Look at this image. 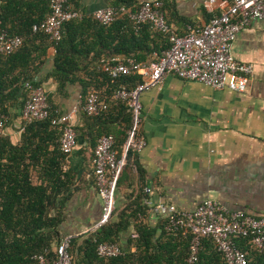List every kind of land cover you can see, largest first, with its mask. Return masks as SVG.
Returning <instances> with one entry per match:
<instances>
[{"label": "trees", "instance_id": "1", "mask_svg": "<svg viewBox=\"0 0 264 264\" xmlns=\"http://www.w3.org/2000/svg\"><path fill=\"white\" fill-rule=\"evenodd\" d=\"M154 1L162 3L165 15L166 10L172 8L170 0ZM144 2L112 0L110 7H124L136 12ZM69 5L81 10L83 16L65 23L60 41L53 43L44 32L34 31V26L49 17L51 0H0V30L23 40L17 51L0 54V112L8 117L10 106L24 108L29 96L25 84L42 85L35 76L52 47L55 50L54 67L48 77L56 81L58 91L62 93L68 84L79 81L83 85L84 99L94 92L108 104V109L97 116L84 112L85 128L74 127L77 143L84 137L94 156L99 139L112 135L118 156L123 157L128 132L133 126V114L128 103L115 100L114 95L122 88L135 89L142 78L135 72L111 78L100 68L101 61L122 56L156 62L171 48V36L187 34L191 25L179 34L166 19L170 31L163 33L150 23H136L127 15L102 25L81 7L80 0H70ZM48 105L50 118L25 125L18 144L12 142L7 131L0 136V264H39L37 256L41 255L51 263L57 259V249L63 239L60 226L64 209L76 180L73 172L66 169L70 156L61 150L64 126L52 124L53 118L62 113L51 93ZM135 155L132 151L126 153L121 178ZM145 199L147 195L140 194L131 205L132 210L120 215L118 221L113 216L110 223L89 236L71 238L73 264H189L191 237L182 232H167L165 218L160 234L147 226ZM131 224L135 226L137 237L129 240V248H123L121 256L104 258L98 255L97 248L101 243L120 245L122 235ZM234 241L246 254L248 264H264V253L256 249L251 237ZM132 246L135 251L131 250ZM193 264L227 262L214 240L204 239L198 260Z\"/></svg>", "mask_w": 264, "mask_h": 264}, {"label": "crops", "instance_id": "2", "mask_svg": "<svg viewBox=\"0 0 264 264\" xmlns=\"http://www.w3.org/2000/svg\"><path fill=\"white\" fill-rule=\"evenodd\" d=\"M80 1L88 14L109 7L112 2ZM170 2L172 8L166 10V19L179 34L190 25L201 29L231 3L216 0L215 6L208 7L207 0ZM232 54L238 61L253 66V74L243 93L214 90L170 75L159 88L141 95L140 131L146 146L136 153L120 177L116 221L132 210L131 205L142 193L147 195L145 202L143 200L148 208L145 223L158 234L162 233L164 220L153 210L158 204L193 212L210 199L229 212L264 217V20L253 21L238 34ZM54 55L51 47L35 80L53 95L59 112L73 113L75 128H85L83 85L78 81L68 84L62 93L58 91L56 81L48 77L54 67ZM21 115L20 105L10 106L6 131L14 144L20 142L23 133ZM92 157L93 149L80 137L66 167L73 172L76 182L64 209L60 226L62 238L89 236L101 218L102 200L95 185ZM146 189H150V193L147 194ZM135 237V226L131 224L122 235V249H128L129 240ZM131 250L135 251V247Z\"/></svg>", "mask_w": 264, "mask_h": 264}, {"label": "built area", "instance_id": "3", "mask_svg": "<svg viewBox=\"0 0 264 264\" xmlns=\"http://www.w3.org/2000/svg\"><path fill=\"white\" fill-rule=\"evenodd\" d=\"M70 0H51V13L34 31H42L53 43L60 41L65 23L82 18L83 12L69 5ZM207 6L213 7L216 0H207ZM160 1H146L141 8L133 12L126 8L106 7L93 13L102 25L113 23L120 15H127L136 23H150L155 30L170 31L166 15ZM255 20H264V0H233L219 15L201 29L190 28L183 36H171L172 46L162 53L156 61L141 62L133 58L110 57L101 61L100 68L111 78L137 73L142 82L135 89L116 91L114 99L128 103L133 114V126L128 132L123 157L115 149L112 135L99 139L94 151L93 167L95 185L102 200V214L93 232L110 223L116 211V192L119 177L126 163L128 151L140 153L146 146L141 134L143 106L141 95L153 88H159L165 79L176 76L180 79L198 82L214 90L230 89L243 93L247 89L253 66L238 61L232 54V46L238 34L251 26ZM19 36H11L0 30V54H11L22 46ZM25 87L29 96L22 109V131L25 125L50 118L48 91L27 82ZM83 111L89 116H97L108 109V104L97 93H89L82 104ZM8 117L0 112V136L6 131ZM53 125H63L61 150L70 156L76 149L77 134L73 125V113L57 114ZM150 189H146L150 193ZM151 205L150 201H147ZM153 210L162 215L169 233L182 232L191 237L188 263L193 264L198 256L204 239H212L222 253L227 264H248L246 254L235 244V239L251 237L252 244L264 253V217H254L241 211H227L218 202L207 199L193 212L179 210L174 205L158 204ZM99 256L118 257L123 254L119 244L101 243L97 248ZM39 264H73L70 253V239L63 238L57 249V259L51 263L45 256H37Z\"/></svg>", "mask_w": 264, "mask_h": 264}]
</instances>
